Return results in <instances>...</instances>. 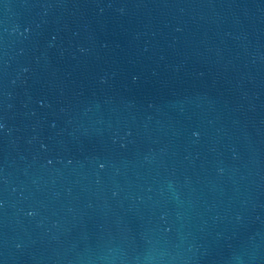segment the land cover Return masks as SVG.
Here are the masks:
<instances>
[{"label": "water", "instance_id": "95a60500", "mask_svg": "<svg viewBox=\"0 0 264 264\" xmlns=\"http://www.w3.org/2000/svg\"><path fill=\"white\" fill-rule=\"evenodd\" d=\"M0 126V264H264V0H0Z\"/></svg>", "mask_w": 264, "mask_h": 264}, {"label": "clouds", "instance_id": "9594fccd", "mask_svg": "<svg viewBox=\"0 0 264 264\" xmlns=\"http://www.w3.org/2000/svg\"><path fill=\"white\" fill-rule=\"evenodd\" d=\"M101 167H103V165H101ZM33 213H29V215H32Z\"/></svg>", "mask_w": 264, "mask_h": 264}, {"label": "snow or ice", "instance_id": "6c2138e0", "mask_svg": "<svg viewBox=\"0 0 264 264\" xmlns=\"http://www.w3.org/2000/svg\"><path fill=\"white\" fill-rule=\"evenodd\" d=\"M0 127H2V126H0Z\"/></svg>", "mask_w": 264, "mask_h": 264}]
</instances>
